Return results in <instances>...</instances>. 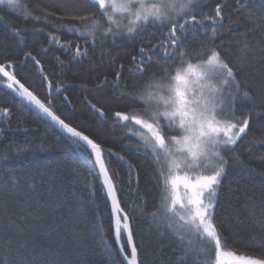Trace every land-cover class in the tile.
<instances>
[{
    "label": "trees",
    "instance_id": "16d2710c",
    "mask_svg": "<svg viewBox=\"0 0 264 264\" xmlns=\"http://www.w3.org/2000/svg\"><path fill=\"white\" fill-rule=\"evenodd\" d=\"M203 2L204 12L208 14L217 2L227 4L224 11L230 14L233 23L230 29L217 35L215 44L220 46L222 55L229 53L225 58L234 70L242 68L239 78L250 92V98L242 97L237 105L239 111L248 112L249 127L242 136V143L238 142L239 162L226 156L230 167L221 181L214 207L215 220L231 248L258 255L261 250L255 245L264 242V52L260 51L264 47V30L258 27L264 17V0H241L240 5L236 0ZM22 3L35 15H43L41 9H47L52 14L48 17L50 21L77 11L71 6H59L66 0H22ZM0 17H3L0 20V62L12 59L14 67L20 69L14 72L17 79L25 87L33 85L30 90L43 98L45 89L39 83L38 66L31 59H24L25 53L31 52L40 60L49 79L59 81L57 86H62L61 93H57L53 101L63 110L62 118L70 117L74 127L82 126L85 134L95 138L102 145L106 160L109 149L116 154L111 158L109 171L115 169L117 173L113 181L121 207L129 214L140 264H178L181 248L176 239L167 230L161 234L148 215L158 205L155 169L149 159L137 152V139H130L126 130L114 126L112 120L115 111L126 112L132 106L125 93L136 91L145 79L133 75L132 57L137 55L139 47L149 45L141 38H134L116 43L109 39L103 45L98 40L93 46L65 31L55 32L47 21L25 19L23 9L14 12L6 5H0ZM12 28L20 29V35ZM48 33L58 36L61 43L72 41L82 49L87 47L88 56L72 59L68 51L49 42ZM200 39L203 41L204 37ZM155 40L153 37V43ZM119 65L124 66L122 71ZM117 71H121L123 83L120 87L115 86ZM14 96L12 91L0 86V110L8 109L7 116L0 112V128L3 129L0 180L11 179L10 174H15L18 180L17 191L7 198V209L5 198L0 195V218L5 212L26 214L23 200L35 191L42 194L50 219L33 220L25 227L14 217L25 227V239L30 244L60 247L68 264H126L115 240L114 218L110 215L106 189L101 187L102 177L94 180L83 150L64 133L48 127L35 112L22 107L20 99ZM89 102L101 108L105 116H98ZM134 106L142 107L140 104ZM9 144L12 146L8 147ZM17 145L24 150L17 151ZM116 156L124 159L118 160ZM135 206H141L143 212L135 210ZM74 232L87 236V241L81 243L74 239ZM9 235L13 238L11 244L0 236V264H15L19 238L15 232ZM125 252L130 255V248L126 246Z\"/></svg>",
    "mask_w": 264,
    "mask_h": 264
},
{
    "label": "snow or ice",
    "instance_id": "6c2138e0",
    "mask_svg": "<svg viewBox=\"0 0 264 264\" xmlns=\"http://www.w3.org/2000/svg\"><path fill=\"white\" fill-rule=\"evenodd\" d=\"M236 3L240 5L241 0ZM0 5H6L14 12L23 9L25 19L47 21L55 32L65 31L93 46L98 40L103 45L109 39L113 43L143 39L149 46L139 47L132 62L133 75L145 79L136 91L125 93L132 106L126 112L115 111L112 120L114 126L126 130L130 139H137V152L149 159L155 169L158 205L148 215L161 234L167 230L176 239L181 248L178 264H264V242L255 245L261 250L258 255L236 251L215 220L214 207L221 181L230 167L229 158L239 162L236 155L238 142L242 143L250 119L247 111L237 108L242 97L250 98V92L239 78L243 70H234L225 58L229 53L222 55L220 46L215 44L217 35L230 29L233 23L230 14L224 11L226 3L217 2L208 14L204 12L203 0H66L59 6H71L77 11L69 16H59L56 21L48 20L52 14L47 9H41L43 15H35L22 0H0ZM258 27L264 30V17ZM12 31L17 35L21 33L18 28H12ZM47 36L50 43L68 51L74 60L88 56L87 47L82 49L72 41L61 43L53 33ZM260 51L264 52V47ZM24 59H31L38 66L39 83L45 89L43 98L30 90L33 85L25 87L17 79L14 72L20 69L14 67L12 59L0 62V85L14 92L13 98L19 97V103L26 110L42 114L48 127L58 125L61 132L67 134L66 138L83 150L91 166L90 175L94 180L102 177L101 187L111 199L110 215L114 218L119 252L126 264H140L137 247L132 242L129 214L121 207L113 181L117 173L115 169L109 171L111 158L116 154L109 149L106 160L104 149L95 138L85 134L82 126L74 127L70 117L62 118L63 110L53 104L56 94L62 91V86H57L59 81L49 79L48 72L31 52L25 53ZM118 67L121 71L124 68L123 65ZM121 71L116 72V87L123 83ZM89 103L98 116H105L101 108ZM136 104L142 107H135ZM0 112L8 115L6 108ZM2 132L0 128V134ZM22 150L23 146L17 145V151ZM116 159L124 158L116 156ZM10 176L9 180H0L5 209L7 198L18 189L15 174ZM23 203L26 214L5 212L0 218V236L8 244L13 242L10 232H15L19 238L15 264H68L60 247L49 245L45 248L25 239V227L30 221L50 219L42 194L33 191ZM135 210L143 212L141 206H135ZM14 217L25 227H21ZM73 238L81 243L88 239L78 232H74ZM126 246L130 248V255L125 252Z\"/></svg>",
    "mask_w": 264,
    "mask_h": 264
},
{
    "label": "water",
    "instance_id": "95a60500",
    "mask_svg": "<svg viewBox=\"0 0 264 264\" xmlns=\"http://www.w3.org/2000/svg\"><path fill=\"white\" fill-rule=\"evenodd\" d=\"M1 87H4L3 85H0ZM11 91V90H10ZM14 93V92H13ZM15 94V93H14ZM19 98V97H18ZM20 99V98H19ZM33 112H35V111H33ZM37 115H39L42 119H44L45 121H46V118L42 115V114H40V113H37V112H35ZM55 129H57L58 131H60L61 132V130L59 129V126L57 125V126H55L54 127ZM66 136H67V134L66 133H64ZM109 201H110V204H111V199H110V197H109ZM132 242L134 243V240H133V236H132ZM135 244V243H134ZM119 246V245H118ZM137 255H138V262H139V254H138V252H137Z\"/></svg>",
    "mask_w": 264,
    "mask_h": 264
}]
</instances>
